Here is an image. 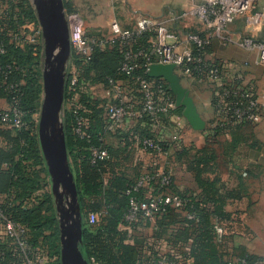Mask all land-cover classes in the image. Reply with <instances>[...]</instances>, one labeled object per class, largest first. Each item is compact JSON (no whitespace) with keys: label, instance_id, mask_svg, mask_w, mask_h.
<instances>
[{"label":"trees","instance_id":"obj_1","mask_svg":"<svg viewBox=\"0 0 264 264\" xmlns=\"http://www.w3.org/2000/svg\"><path fill=\"white\" fill-rule=\"evenodd\" d=\"M26 25L38 27L29 0H0V99L6 101L8 108H17L22 122L20 128L2 123L5 110H0V206L25 227L30 246L40 248L48 258L44 264H60L58 219L52 193L46 190L49 176L37 137L36 115L42 96L41 47L36 48L20 38L21 33L28 32ZM155 38L154 30L134 33L126 40L115 37L111 48L95 49L87 59L72 55L70 63L84 71L86 80L105 87L108 79L130 84L135 83L137 77L151 80L146 69L155 61L152 48ZM130 51L140 53L136 58L139 69L131 78H126L119 68L124 54ZM201 66L202 72L209 68L221 71L220 66L207 61ZM77 73L74 87L69 86L70 77L66 82L62 124L82 218L79 249L84 260L88 264H150L152 261L264 264L262 259L236 243L241 229L236 225L243 226L241 213H228L225 207L240 196L223 188L221 182L223 163L232 158L238 145L251 141L234 132L256 125L238 122L227 127L214 126L217 97L213 93L214 117L202 133L204 146L197 148L191 143L174 147L157 139L149 117L133 121L128 129L115 128V123L105 117L106 99L105 106H100L88 92L79 95L81 79ZM192 79L212 84L204 73ZM222 82L228 87L242 85L237 80L230 84ZM165 86L172 96L168 85ZM76 92L79 101L71 98ZM171 113L181 116V109ZM78 121L85 122L83 138L75 133ZM165 121L167 116H162L159 124ZM225 135L230 140L220 142L219 138ZM108 137L114 138L116 143L108 142ZM146 138L158 142L167 154L172 149L177 164L192 177L193 189H179L172 175L167 187H161L158 179H154L149 187L126 194L144 172L167 170H159L157 166L143 171L140 163L133 165L131 159L136 145L141 148ZM219 146L221 151H218ZM93 148L106 151L107 158L92 163ZM161 194L177 198L180 206L163 205L162 201L160 209L153 213V220L145 219L139 212L136 222L126 221L132 196L145 200L147 196ZM90 214L97 217L94 224L87 220ZM145 228L150 229L148 237L140 231ZM218 228L222 230L221 235L217 233ZM159 243H164L165 249L155 250L153 246ZM12 263L8 249L0 241V264Z\"/></svg>","mask_w":264,"mask_h":264},{"label":"built area","instance_id":"obj_2","mask_svg":"<svg viewBox=\"0 0 264 264\" xmlns=\"http://www.w3.org/2000/svg\"><path fill=\"white\" fill-rule=\"evenodd\" d=\"M256 7L264 15V0H202L201 4L189 11V15L194 16L201 24L209 28L212 35L200 37L197 34L187 33L182 39L172 38L171 42L168 41L169 33L163 25H157V23L146 17H140L136 21L135 34H141L148 30H154L156 33V38L153 42V54L155 57L153 63L173 64L175 72L181 79L193 78L195 75L198 77L204 73L207 81L214 85H219L215 93L217 101L214 108L217 111V116H215L214 126L227 127L238 122L257 125L264 117V91L255 93L242 85L228 87L222 82L224 79L221 71L216 68H209L202 72L201 66V63L206 61L204 53L211 43L212 36L220 38L223 43L232 42L223 36V32L236 17L245 15ZM110 30L113 36L112 39L119 37L126 40L134 34L131 31L123 30L118 23H112ZM34 37L36 39L41 38L39 26L34 29ZM69 43L71 51L87 55V58L94 48L85 38L81 26L77 24L69 28ZM236 44L245 51L253 53L255 55V64L264 67V42L252 37H244L237 41ZM139 55L140 53L131 51L124 54V62L119 71L126 78H131L134 72L139 69L136 61ZM148 67L146 69L147 73ZM76 83V75L71 74L69 86L74 87ZM134 84L136 86V100L133 94L132 99L130 93H127L129 83L108 79L105 87V98L107 100L105 117L113 123H132L137 119L149 117L155 129L159 125L162 116H167L176 109L175 100L168 93L165 86L166 82L162 79L148 80L137 77ZM220 89L221 92L219 93ZM1 121L14 128L22 126L21 113L16 107L5 110ZM83 125H85L84 121H78L75 130V133L81 138L85 136L82 130ZM172 140H178V134L173 135ZM140 149L143 152H152L157 156L163 157L165 163L168 164L167 153L162 150L158 142L146 138L142 141ZM91 155L92 163L107 158V152L98 148L91 149ZM171 176L172 174L168 169L165 171L144 172L135 186L127 191L126 194L129 195L132 192H136L139 188L149 187L154 179H158L161 187H167ZM162 201L163 205L180 206V201L168 194L147 196L145 200H137L132 196L129 200V211L126 221L136 222L139 212L143 213L145 219L153 220V213L160 209L159 205ZM87 220L90 224H94L97 221V217L94 214H90ZM217 233L221 235L222 230L218 228ZM0 241L8 249L9 257L13 259L12 264H44L48 259L40 248L30 246L25 227L9 216L1 206ZM150 264H163V262L157 261V263H154L152 261Z\"/></svg>","mask_w":264,"mask_h":264},{"label":"crops","instance_id":"obj_3","mask_svg":"<svg viewBox=\"0 0 264 264\" xmlns=\"http://www.w3.org/2000/svg\"><path fill=\"white\" fill-rule=\"evenodd\" d=\"M125 1L130 5L131 12L136 15L135 24L140 17H146L157 23V25H163L169 33L168 41L170 42L174 37L182 39L187 33L197 34L200 37L212 35L209 28L201 24L194 16L189 15V11L193 7L201 4L202 0ZM118 23L123 30H126L124 19H119ZM223 36L232 42L223 43L220 38L212 36L211 43L204 53L205 60L211 64L220 66L221 75L225 82L230 84L237 80L243 86L249 87V89L257 93L258 87L264 79V67L256 65L255 55L239 47L236 42L247 36L258 38V40L264 42V29L262 28L258 32L253 31L246 17L238 16L223 32ZM181 82L182 85L190 91L197 111L207 125V122L214 117V112L211 107V98L213 93H216L219 85L208 84L200 80L195 81L192 78L181 79ZM127 93H130L132 99L133 95L134 99L136 98V86L134 83H129ZM7 109L8 105L6 101L0 99V110L4 111ZM262 124L263 123H260L253 128L242 127L240 130L235 131L234 135L246 136L249 139L253 135V138H251L253 140L255 139L256 133L258 135ZM114 127L128 129L131 127V123H115ZM187 128L191 129L182 115L170 113L167 115V121L160 123L157 128L154 129V133L159 141L171 143L174 147L189 145L191 143L196 145L197 148L204 146L203 134L202 138H196L194 136V139L189 141L188 144L185 143L184 135L187 133ZM176 134H178V140L173 141L172 137ZM107 139L110 143H116V140L112 137H108ZM226 139L230 140V137L228 135L222 136L219 138V141L223 142ZM167 155L168 164L165 163L163 157L157 156L151 152H143L136 145L131 161L133 165L140 163L143 171L150 167L157 166L159 170L168 169L175 177V182L179 189H185L187 187L193 189L194 183L192 177L177 164L173 157L172 149L168 150ZM231 159L228 158L222 165V187L229 191H235L240 197L237 200H230L225 209L228 213L239 212L242 217H246L248 213L247 199L244 197L246 194V181L254 178L256 182L254 195L258 196V192L264 195V179L259 180L260 171H264V147L260 149L257 147L249 148L246 144L242 143L238 145ZM247 174H249V176ZM250 228L255 230L254 225ZM242 243L250 248L246 240L243 239Z\"/></svg>","mask_w":264,"mask_h":264},{"label":"water","instance_id":"obj_4","mask_svg":"<svg viewBox=\"0 0 264 264\" xmlns=\"http://www.w3.org/2000/svg\"><path fill=\"white\" fill-rule=\"evenodd\" d=\"M41 29L43 65L42 99L37 120V137L51 182L59 229V263L88 264L79 249L82 218L77 201L61 119L66 86V66L71 48L63 0H31ZM148 77L162 79L174 97L175 107L193 131L203 132L206 122L200 116L190 91L182 85L173 64L152 63Z\"/></svg>","mask_w":264,"mask_h":264},{"label":"rangeland","instance_id":"obj_5","mask_svg":"<svg viewBox=\"0 0 264 264\" xmlns=\"http://www.w3.org/2000/svg\"><path fill=\"white\" fill-rule=\"evenodd\" d=\"M29 2L32 6L31 0H29ZM63 4H64V11H65L68 27L70 28L71 26H74L75 24L81 26L85 38L94 47L92 52L95 49L106 50L112 47L113 42L111 39L113 36L110 30V27L112 23H118L119 19L121 20L124 19V25H125L126 30L131 31L132 33H135L134 29H135V16L136 15L131 12L130 5H128V3L125 0H116V1H112V0H63ZM239 17H246V20L248 24L250 25V28L253 29V31L258 32L262 28L264 29V15H262L261 11L257 7L254 8L251 12L245 15H241ZM34 27H35L34 25H26L28 32L21 33L20 38L22 37L25 42L35 45L36 48L38 46L41 47L40 51L42 55L41 57V70H42L43 43H42L41 38L36 39L34 37V29H35ZM254 39L258 40V38H254ZM153 42H152V48H153ZM72 55L74 57L75 56L79 57L80 59H87V55L71 51L70 58L66 66V82H67V79L71 77V74L76 75L77 71L80 70L79 73H77L78 75H80V79H81L79 90H78L79 95L82 92L85 94L86 92H88L93 97V99L99 103L100 106H105V99H106L105 98V85L92 82L90 81V79L86 80V75L84 71L79 69V66H76L74 63L72 62L70 63V59ZM262 91H264V79L261 82L260 86L258 87L257 93H260ZM78 92H76L71 97L73 98L74 101L76 100L79 101ZM41 99H42V96H41ZM63 109H64V103H63L62 113H63ZM39 110H40V106H39ZM39 110H38V114L36 115V121L38 120ZM61 119H62V114H61ZM260 123H263V124H262L261 129L259 130L258 135L256 133L255 139L253 140L251 139V142L247 143L246 145L249 148L257 147L260 149L261 147H264V119ZM259 124H257L256 126H258ZM186 131L187 133L184 135V137H185V143L187 144L189 143V141L194 139V136L196 138L197 137L202 138V132H196V131L194 132L189 128H187ZM251 138H253V135ZM221 150L222 148L219 146L218 151H221ZM222 168L223 167H221V170ZM259 174H260L259 180L264 179V171L261 170ZM247 175L249 176V174ZM255 183L256 182L254 181V178L251 180L248 179L246 181V194L244 195V197L247 199L248 213L246 216L247 218L241 216V223H243V226L241 227V226L236 225L237 228H241L240 230H238L239 235L236 238V243L238 244V246L244 247L247 250V252H249L252 255H255L259 259H262V261L264 262V195L262 193L259 194V192L257 193L259 198L258 196L254 195L255 194L254 193ZM46 190L51 191L50 177H49V184ZM235 213L239 214V212H235ZM237 224L240 225L239 220L237 221ZM252 225H254L255 230H252L250 228L252 227ZM140 231L145 237H148V235H150L149 228L141 229ZM243 239L246 240V243L249 245L250 248L246 247L245 244L242 243ZM164 245H165L164 243H159L153 247L155 250L157 249L162 250V249H165Z\"/></svg>","mask_w":264,"mask_h":264}]
</instances>
